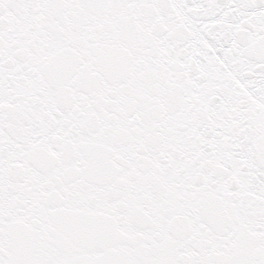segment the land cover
Returning <instances> with one entry per match:
<instances>
[{"label":"snow or ice","instance_id":"1","mask_svg":"<svg viewBox=\"0 0 264 264\" xmlns=\"http://www.w3.org/2000/svg\"><path fill=\"white\" fill-rule=\"evenodd\" d=\"M0 264H264V0H0Z\"/></svg>","mask_w":264,"mask_h":264}]
</instances>
